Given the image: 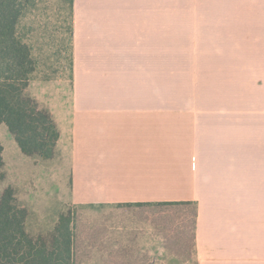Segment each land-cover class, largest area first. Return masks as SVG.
<instances>
[{
    "label": "crops",
    "instance_id": "0c3cea01",
    "mask_svg": "<svg viewBox=\"0 0 264 264\" xmlns=\"http://www.w3.org/2000/svg\"><path fill=\"white\" fill-rule=\"evenodd\" d=\"M69 1V65L23 93L53 155L1 124L2 165L8 137L70 203H192L193 264H264V0ZM150 232L151 261L173 260Z\"/></svg>",
    "mask_w": 264,
    "mask_h": 264
},
{
    "label": "trees",
    "instance_id": "16d2710c",
    "mask_svg": "<svg viewBox=\"0 0 264 264\" xmlns=\"http://www.w3.org/2000/svg\"><path fill=\"white\" fill-rule=\"evenodd\" d=\"M22 15L21 0H0V125L8 128L24 154L49 159L58 139L55 125L23 94L35 64L30 48L17 34ZM126 206L140 208L146 222L158 229L166 249L173 247L178 253H192L195 222L192 203ZM25 219L26 211L16 205L11 189L0 192V264H76L82 243L70 214L59 217L50 243L30 237L25 230ZM98 233L97 229L85 230V259L90 260L93 248L97 247L104 255L101 264H127L122 248L108 250L110 244L103 242L105 236L101 247L94 246L92 242L99 241Z\"/></svg>",
    "mask_w": 264,
    "mask_h": 264
},
{
    "label": "rangeland",
    "instance_id": "374dc122",
    "mask_svg": "<svg viewBox=\"0 0 264 264\" xmlns=\"http://www.w3.org/2000/svg\"><path fill=\"white\" fill-rule=\"evenodd\" d=\"M23 15L17 26V34L30 47L35 64V72L30 76L33 82L47 78L53 83L59 77L60 66L69 65V0H21ZM29 80V81H30ZM55 84H51L53 87ZM0 127V136L4 137ZM7 132V131H5ZM6 136V135H5ZM4 146L8 147L10 161L0 166V192L11 189L15 203L26 210L25 230L33 239H42L50 243L54 230L61 215L70 214L76 229L79 242L82 243L76 264H101L103 254L93 248L90 260L85 259V230L100 231L98 240L92 242L94 246L103 241L108 250L122 248L127 264H193L191 253L183 254L165 248L164 239L158 229L144 219L145 214L140 208L126 205L94 206L69 202L66 196L68 188L61 189L55 184L40 180V174L33 167L32 162L23 163L20 167L14 163L17 157L11 150V145L5 137ZM10 163V165H9ZM151 229V230H150ZM150 231L156 241L162 242L166 255L174 259L166 263L162 258L152 262L145 247L150 244ZM151 240V241H150ZM103 245V244H102ZM105 246V245H103ZM101 250V248L99 249ZM127 252V254H126ZM107 254V253H105ZM146 260L144 261V258ZM138 260V261H137Z\"/></svg>",
    "mask_w": 264,
    "mask_h": 264
}]
</instances>
